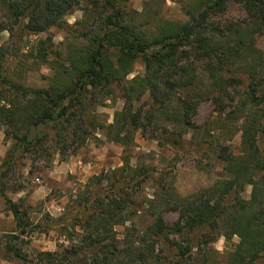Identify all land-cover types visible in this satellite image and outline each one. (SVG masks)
<instances>
[{
  "label": "trees",
  "instance_id": "obj_1",
  "mask_svg": "<svg viewBox=\"0 0 264 264\" xmlns=\"http://www.w3.org/2000/svg\"><path fill=\"white\" fill-rule=\"evenodd\" d=\"M179 1L183 20L158 16L148 1L137 11L127 0H0V33H8V41L0 44V128L15 142L0 166V195L20 233L30 223L4 192L2 176L9 171L4 166L9 168L15 149L41 155L48 129L60 154L84 144L92 128H104L109 141L126 147L133 129L155 126L158 139L177 149L196 133L210 136L215 122L223 123L221 129L228 127L224 122L237 123L240 131L238 154L226 138L210 146L223 162L221 178L193 194L159 201L148 210L153 219L145 230L129 233L127 227L120 239L115 226L130 221L140 205L130 189L136 184L129 181L149 173V168L132 167L124 153L121 167L93 175L75 193L78 213L62 226L63 241L53 251L37 253L36 264H189L192 249L218 235L238 237L226 264H254L264 253V48L256 41L264 35V0ZM228 3L239 4L244 18H220ZM78 5L82 16L69 26L64 15ZM53 26L67 33L63 51L53 48L51 36L30 46L33 59L51 68L47 84L35 87L14 79L5 68L7 58L24 36ZM136 59L143 73L129 77ZM144 94L150 99L147 107L136 108ZM117 98L123 106L111 123L86 120L93 105ZM202 102L212 104L215 116L195 124L192 117ZM118 171L135 176L118 177ZM245 185L252 186L248 198L241 196ZM156 200L154 195L145 201L152 206ZM162 204L178 212L172 225L162 218ZM162 241L165 259L157 252ZM5 248L27 262L10 241ZM208 260L204 253L199 264Z\"/></svg>",
  "mask_w": 264,
  "mask_h": 264
},
{
  "label": "rangeland",
  "instance_id": "obj_2",
  "mask_svg": "<svg viewBox=\"0 0 264 264\" xmlns=\"http://www.w3.org/2000/svg\"><path fill=\"white\" fill-rule=\"evenodd\" d=\"M149 2L152 9L166 19L183 20L184 17L182 2L179 0H127L130 9L141 11L146 2ZM82 6H74L64 15L69 26L82 16ZM245 13L239 4L228 3L226 10L220 15L224 19H241ZM51 36L53 48L63 51L67 33L57 26L51 27L46 32L24 36L22 42L5 61L6 70L14 79L23 81L30 86H45L51 74V68L47 64L39 63L33 59L31 43L39 38ZM8 41V33H0V44ZM257 44L264 48V35L257 38ZM143 73V64L136 59L129 77ZM147 94L135 102V107L145 105L149 102ZM104 102V103H103ZM122 99L106 100L93 105L86 117L88 122L94 124H109L114 120L115 113L122 109ZM213 107L210 102H202L198 112L192 117L195 124H202L206 120L214 118ZM143 120V119H142ZM143 123V121H142ZM222 122L210 124L214 129L210 133L214 137L196 133L195 137L185 143L182 148H173L162 143L154 129L155 126L133 129V141L126 147L119 143L109 141L104 128L91 129V134L82 145L73 144L58 153V148L52 145L50 140L52 132L47 130L48 137L44 139V151L41 155H34L26 148L15 149L10 157V166L5 167L9 171L2 176L4 192L12 202L19 205L21 211H26L30 223L20 233L17 218L8 208L4 198L0 195V264H22L23 261L7 251L6 243H10L26 255L25 264H36L37 253L42 251H53L63 241L61 229L63 225L69 224L72 217H75L77 207L75 206V193L88 184L93 175L102 171L119 168L123 164L124 153L129 157L132 167L149 168V173L135 176V172L117 176H135L129 182L133 192V200L140 203L135 213H131L130 221L115 226L117 236L121 239L131 227V232L145 230L152 223L149 211L154 209L159 201L167 200L172 196H187L202 188L212 185L218 178L223 176V162L217 159L211 152L210 146L214 147L216 141H224L230 146V151L238 154L240 147V131L237 130V123L228 124L224 122V129H221ZM210 127V128H211ZM189 135L187 136V139ZM205 139V140H203ZM202 140V141H201ZM202 143L201 147L197 142ZM15 142L5 137L3 128H0V166L6 160L8 150L14 149ZM49 154L45 155V154ZM3 168V169H4ZM138 172V171H137ZM134 174V175H133ZM251 185H245L241 196L248 198L251 192ZM153 201L152 206L148 199ZM161 198V199H160ZM165 204V203H164ZM160 205L162 218L165 223L172 225L176 221L177 211H173ZM12 236H17L15 239ZM178 236V233L175 237ZM238 241L237 236L226 240L223 235L203 245L201 249H192V260L189 264H199L204 253L208 256V264H226L227 255ZM159 257L165 259L168 256L166 245H158ZM254 264H264V253L255 259ZM186 264V263H182Z\"/></svg>",
  "mask_w": 264,
  "mask_h": 264
}]
</instances>
